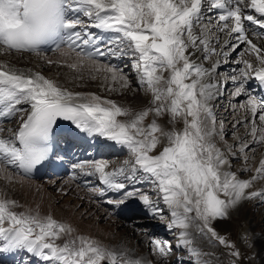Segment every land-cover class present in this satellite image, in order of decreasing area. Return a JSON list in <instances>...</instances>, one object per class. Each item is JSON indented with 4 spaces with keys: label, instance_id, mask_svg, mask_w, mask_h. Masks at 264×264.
Listing matches in <instances>:
<instances>
[{
    "label": "snow or ice",
    "instance_id": "1",
    "mask_svg": "<svg viewBox=\"0 0 264 264\" xmlns=\"http://www.w3.org/2000/svg\"><path fill=\"white\" fill-rule=\"evenodd\" d=\"M214 11L215 20L205 16ZM254 28L260 31L252 35L264 39V0H0V54L44 55L48 64L67 67L81 79L87 72L91 79L110 82L109 91L118 90L116 84L130 88L131 81L121 68L98 57L131 58L139 87L150 95L149 106L137 111L94 93L70 91L40 73L0 63V120L20 121L11 137L0 135V178L22 183L15 172L27 175L50 165L63 167V158L52 145L57 122L67 121L74 128L70 136L100 137L127 149L133 157L125 161L126 167L113 171L102 160L72 162V180L78 174L96 177L104 186L98 195L121 193L117 199H107V204L120 208L135 199L155 217L164 208L135 187L147 183L169 211L167 227L179 230L177 247L186 249L195 264H204V253L195 246L192 229L231 249L230 254L239 259L235 245L212 225L228 219L241 201L264 199V191H247L254 181L264 179V158L252 179H239L226 169L231 167L229 156L235 157L237 151L233 146L221 149L214 141L217 135L224 137L223 127L217 130L211 102L222 86L213 82L214 74L221 62L227 63L230 52L244 45L238 53L242 67L234 70L239 76L231 79L239 81L235 94L248 97L242 107L246 106L251 119L242 126L250 129L251 140L233 133L238 141L235 148L247 165L248 153L256 151L254 145L264 147V96L245 93L250 79L264 88V48L250 38ZM213 29L225 37L222 42L216 38L219 49L211 46ZM98 32L115 35L105 41ZM49 51L58 59H47ZM197 53H204L206 60L217 56L222 61L205 68L193 60ZM245 54L255 57V66ZM165 113L171 130L156 119L145 124L150 114L161 117ZM178 120L183 121L182 130L174 127ZM4 131L0 126V134ZM163 140L167 144L153 155ZM245 171L253 169L246 166ZM18 207L15 200L0 193V254L23 252L43 264H151L126 248H110L91 237L73 235L76 230L71 225L50 214L13 210ZM65 237L64 243H58ZM153 246L167 260L171 242L154 239Z\"/></svg>",
    "mask_w": 264,
    "mask_h": 264
},
{
    "label": "bare ground",
    "instance_id": "2",
    "mask_svg": "<svg viewBox=\"0 0 264 264\" xmlns=\"http://www.w3.org/2000/svg\"><path fill=\"white\" fill-rule=\"evenodd\" d=\"M205 14L207 16H210L212 18V20H215V11L213 13H205ZM85 21H87L86 17H85ZM205 22L208 23L209 21L205 20ZM247 23L248 22H246V27H247ZM91 31L95 32L93 29H91ZM196 31L198 32L199 29L197 28ZM252 31H260V30L255 29V28L250 30L249 36L251 39H253L254 43H256L261 48H264V44H262L264 42V39L256 38L255 36L252 35ZM213 32L215 34L211 37V46L216 47V48L218 47V49H219L221 47V44L216 43V38L219 37L221 42H222L225 38L224 34L216 32L215 29H213ZM98 35H101V34H98ZM12 54H14L16 56H27V57L31 56V57H35V58L38 57L35 54L34 55L17 54V53H12ZM231 54H232V52H231ZM53 55H57V54L54 53L51 56H53ZM229 58H230V56L227 57V63L222 62L220 67H224V69H225L228 65H230V63L228 62ZM47 59H51V60L55 61L58 59V56H53L52 58L47 56ZM111 59L113 60V63H109V64L118 66V68H121L126 75L133 68L132 65H129L130 61H132L131 58L117 59V58L111 57ZM216 59H217V56H213L211 59L206 60V59H204V53H197V55L193 57V60L196 63L202 64V66L205 68H211L212 65L209 66L208 61L216 60ZM237 59H238V57H237ZM248 59L253 62L254 66L256 65L257 62H256L255 57L253 55L249 54ZM36 61H37V64L35 65L34 62H31L27 59H21V58L12 59V58H9L8 56L4 55V54H0V63H6L15 69L25 71V72L40 73V74L44 75L46 78L55 81L58 85L62 86L65 89H68L70 91L81 92V93H94L103 99L113 100L119 105H121V103H122L125 106L126 105L125 102H127L128 105H126V107L131 108L133 110L138 111L140 109H143L142 106L145 104L144 99H143V94L145 93V91L143 90L141 93L135 92L134 86L137 85L135 83V81L137 79L132 80L129 78V76H127L130 81L132 80L131 81V87L127 88V89L120 88V85L116 84L114 87L118 90H114L115 93L114 94L112 93L111 96H118V98H116V97L113 98V97H110L107 95L108 89L110 87H113V85L110 82H105L102 78H97V80H96V81H98L97 86L101 89L100 90L101 92L96 91V89L93 90V88H91V86H87V84H80L76 88L75 87H69V86L65 85L62 78H59L60 77L59 73L61 71L62 66H55L56 63L48 64L46 62L45 56L36 60ZM235 62H237V61H235ZM236 65H238V67H239V65H240L239 62ZM48 69L53 70V75L50 77H47L46 74L44 73L45 70L49 71ZM228 70H230V69H228ZM218 71L213 76V82L218 81L222 85L221 88L219 89L220 94L218 95V97L222 96L224 88H228V90H230V92L234 91V95H232V97H230V99L234 101V98H236V97L238 98L237 99L238 104H235L233 108L234 109H235V107L241 108V109L244 108L246 110V106L242 107V105H244V103L248 97L246 94H241V95L235 94L239 81H234L233 79H231V77L239 76V72L234 74L235 76H232V74L227 72V75L228 76L230 75L228 77V76H226V74L222 73L223 70H222V72H218ZM230 71H231V73H233L232 69ZM167 74H166L165 78L168 77ZM85 76L87 78L89 77L87 72H85ZM90 80H91V78H90ZM92 80H94V79H92ZM91 85H95V83L91 82ZM80 86L83 88H78ZM258 89H261V86L259 85V83L257 81H255L254 79H250L245 86V93H250L251 95L259 96L258 95ZM262 89H264V88H262ZM230 94H232V93H230ZM233 96H235V97H233ZM218 97L211 102L213 112H214L213 106L216 105V101L218 100ZM226 98H228V97H226ZM220 102H221V104L226 103L223 100H221ZM21 107H26V106L22 105ZM214 114H216V113L214 112ZM20 115H22V114H20ZM24 115L26 116L27 113H25ZM216 118H217V116H215V119ZM223 118H224V116H223ZM11 119H13V118H8L6 120H3V122L0 124V126H2L4 129H6L9 126V124H7V123ZM121 119H124V118H121ZM250 119H251V114L248 111H246L244 113V115L238 116V121L241 122L240 124H243V122H245L246 120H250ZM14 121H16V122H14L12 127L10 125L9 130H11V131L13 130L15 132L19 127L20 121L18 118H15ZM236 125H238V123ZM216 127H217V130H219L221 127H223V125L222 124H216ZM223 128H225V127H223ZM230 130H231V128L228 129V131H230ZM11 131L5 130L0 135H2L4 138H9L12 135ZM223 131H225V130L223 129ZM249 131H250V129L244 127V131L241 132V135H239V137L241 139H245L248 136L249 140H251V137L248 134ZM93 140L96 143L95 146H90V147L89 146H87V147L82 146L81 147L82 149H80V150H76V148L73 149V144H70L68 146V149L73 150V152L70 155L71 161L72 162L92 161L95 159V156H96L98 159H100L98 161L102 160V161L107 162L108 160L109 161L111 160L110 162H112V159H111L112 156L110 155L111 153H118V152L121 154L124 153V150L119 145H106V144H104V142L99 141V137H93ZM254 146L256 149H258V147H259V149L261 148L262 152H261V155H260L258 161L254 162L256 165L254 166L253 171L249 174V179H252V177L255 175L254 169L256 167H258L260 160L262 158H264V147H262L260 145H254ZM102 148L107 149L106 152L103 154H101ZM238 153L235 157H237L239 155ZM252 154L253 153H251L249 155V158H250V156L252 157ZM240 157H242V159H243V156L241 154H240ZM107 163H109V162H107ZM240 165L241 164H238V165L234 164L233 166L236 167L234 171L231 170V167L227 168V166H226V169L231 171V172H234L237 175V177L239 178L238 173H239L240 168H237V167ZM231 166H232V164H231ZM247 166H250V165H247ZM9 171L13 172L14 170L10 168ZM15 175L17 176V180L22 178L23 182L22 183L11 182V183L13 185H18L20 187H22L23 185H26L28 187L29 191L27 192V194H25V196L29 200L33 201V203H30L25 208H19L20 212H26L29 210H32V211L38 210L41 215H49L50 214V215H52V217H57L58 221L60 220V217H61V218H63V221H66L69 223H76V224H79V226H81V225L87 226L88 228L94 227L98 232H99V230L102 231L101 226L99 224H97V222H93V223L84 222V221H86V220H84L85 216L87 217V219L93 217V219L96 221V220H100L98 218V214H101L102 215L101 221H102L103 219L108 218L110 215H114L115 216L113 219L114 220V229H117V230H118L119 226L121 227L123 224L126 223L124 221L126 219V215L128 213L132 212L133 210H135L136 208H141L145 214H147L151 217H154L146 210V208L142 205L141 202H139L138 200H135V199L128 200L124 205H121L120 208H115L114 205L107 204L105 202L107 199H109V198L117 199V198H119L121 193L108 191L105 196L98 195L99 189L97 191H93V185L90 184L92 177H86V176L82 175V177L85 179V180H83L82 178H79V175H77V178L75 180H72L71 177H67V178L58 179L55 181H46V180L33 181V180H27L26 178L20 176L18 174V172H15ZM256 182H257V185H256ZM86 186L90 187V188H87ZM128 187L131 188V187H133V185L129 184ZM247 191L248 192L264 191V179H258L256 181H254L252 188L248 189ZM2 192L4 193V195L7 199L17 201L16 196L19 194V191L16 188H12V189L8 190L6 188L2 189L0 187V193H2ZM11 192H13L14 194L13 193L11 194ZM32 193L34 194L35 197H33L31 195ZM59 193H64L65 195H69L66 198V201L71 200V202H74L69 206L68 211L65 209L61 210L60 206H58L57 203H60L62 201L61 195ZM153 200L157 201L159 207H162L163 203L158 201V197L153 198ZM250 202H251V199L243 200L240 202V204L235 209H232V210H234L236 212H242L245 210L246 205ZM82 206H84V208H82ZM164 213L165 212L161 213L160 215L155 216V219L161 220V219L165 218V217H163ZM170 220H171V218H170ZM60 222H61V220H60ZM169 223H170V221L167 223V225ZM117 230H115V231H109V230L102 231L105 234V238L108 241H112V242L103 243L102 241H99V240H97V241L101 242L104 246L110 247V248H115V249L126 248V249L130 250L131 253L135 254L134 250L131 251V249L129 247H127L128 246L127 241L133 239L131 237V235L128 232L119 235ZM165 230H167L170 233H173L177 229H171L170 230L167 227ZM88 233H91V230L88 231ZM86 236L89 237V235H86ZM138 239H144V237L139 236ZM147 239L152 240L153 236L151 234H148ZM137 245L139 246L140 244H137ZM8 256H13L16 258L8 259ZM135 256H137V254H135ZM137 257L144 259V256H142V254H139ZM0 264H43V262L39 261L38 258L29 257L28 254L23 253V252H12V253L5 252V253L0 254ZM105 264H106V262H105Z\"/></svg>",
    "mask_w": 264,
    "mask_h": 264
},
{
    "label": "rangeland",
    "instance_id": "3",
    "mask_svg": "<svg viewBox=\"0 0 264 264\" xmlns=\"http://www.w3.org/2000/svg\"><path fill=\"white\" fill-rule=\"evenodd\" d=\"M205 16L207 15L205 14ZM262 44H264V42ZM244 47H245L244 45H241L240 48H237L235 51L232 52L233 55L230 52L228 54V56H230L229 61H228L230 65L226 67L227 69L226 68L224 69V67H220L218 69L219 70L218 72H222L223 70L222 73L226 74V76H228L227 72H230L232 76H235L234 74L238 73V71L236 72L234 70L236 68L239 69L240 67H242L240 63H239L240 64L239 67L236 64H238V61L240 60V56L238 55V53H240ZM6 56L12 59L14 58L27 59L31 62H34L35 65L37 64L36 60L43 57V56H40V58L39 57L33 58L30 56L29 57L16 56L14 54H7ZM53 56H57V55H53ZM53 56L49 55L48 57L52 58ZM248 57H249V54L244 55L245 59H248ZM218 59L222 61L221 57H217L216 60ZM216 60L208 61V65L213 66ZM129 65H132V61H130ZM55 66H59V65L55 64ZM228 69L230 70L232 69L233 73H231V71ZM48 70L49 71L45 70L44 73L46 74L47 77H50L53 75V70H50V69ZM166 74L167 72H165V76ZM59 76H60L59 78H62L66 86L76 88L80 84H87V86H91L93 90L96 89V91L101 92L100 91L101 89L97 86L98 85V81H96L97 79L90 80L89 77L88 79L85 76V73H84V78L81 79L78 73L73 72L67 67H61ZM127 76H129V78L132 80L137 79V74L133 68L131 69L129 73H127ZM137 80L135 81L137 85L134 86V90L137 93H141L143 89L139 87ZM91 82H94L95 85H91ZM78 88H83V87L80 86ZM225 92L228 93V94L226 93L227 96H225ZM112 93L114 94L115 92L108 90L107 95L113 98L114 97L118 98V96H111ZM232 95H234V91L230 92L228 88H224L222 96L218 97V100L216 101V105L213 106L214 112L216 113L215 116H217L216 124H222L223 127H225L223 128L225 130L223 131L224 138L221 139V137L217 135L214 137V141L221 149H227L228 146H233V150L237 151L238 153V150L235 148V145L238 143V141L234 138L233 133H236L239 136L241 135V132L244 131V127L242 126V124H238V125L236 124L238 121V116L244 115L246 110L244 108L242 109L237 108V107H235V109L233 108L235 104H238V100H237L238 98L237 97L234 98V101H233L230 99ZM143 99H144L145 104L142 107L143 108L148 107L149 106L148 101L150 99V95L144 93ZM221 100L225 101L226 103L221 104L220 102ZM125 104L128 105L127 102H125ZM121 105L124 106L122 103ZM126 105L124 107H126ZM153 119H156L157 122L161 124L166 130H171L173 128V125L169 123L170 117L167 113H165L161 117H154L153 115L150 114L149 117L146 119L145 124H150ZM14 122L16 121H13L11 124H9V126L5 130H9L10 125L12 127ZM183 126H184L183 121L178 120L174 127L176 130H182ZM229 128H231L230 131H228ZM244 140H249V137L247 136ZM225 141L227 143H225ZM166 144H167V141L163 140L162 144L160 145V147H158L156 152L153 153V155L159 154V152L162 151V148ZM261 152H262L261 148L259 149L258 147V149H256L255 152L248 153V155L253 153L252 157L250 156L247 162V165H250V166L245 165V161L244 159H242V157H240V153H238L239 155L237 157L229 156V159L232 164L231 170L232 171L235 170L236 167L233 166L234 164L236 165L241 164L240 166L237 167V168H240L239 173H238L239 179L248 180L249 174L252 171H245V167L247 166L253 169L254 166L256 165L254 162L258 161L261 155ZM118 158H121L122 162ZM118 158L112 159V162H110L111 160L110 161L108 160L107 161L109 162L108 165L109 166L113 165L114 167H116L115 165H118L121 162L122 165L126 166L125 161H131L133 159L131 154L130 156L127 155V157L125 155V156H120ZM256 185H257V182H256ZM135 186L147 192L152 197V199L157 198V194L153 190L151 185L147 183H140V184H136ZM0 187L2 189L6 188L8 190L12 188H16L19 191V194L16 196L17 198L16 202L21 207L14 208L13 210L16 212H20L19 208H25L30 203H33V201L29 200L25 196V194H27V192L29 191L26 185H23L22 187H20L18 185H13L12 183L4 180L3 178H0ZM87 188H90V187H87ZM12 193L13 192H11V194ZM59 194L61 195L62 201L60 203H57L58 206H60L61 210L65 209L68 211L69 206L74 202H71V200L66 201V198L69 195H65L64 193H59ZM31 195L35 197L33 193ZM82 208H84V206H82ZM161 208H164L163 212H165L163 215V217L165 218L161 220L155 219V217H151L145 214L141 208H136L135 210H133L132 212L126 215V219L124 220L126 223L123 224L121 227L119 226L118 230L114 229V220H113L115 217L114 215H110L108 218H105L102 221H101V218H102L101 214H98V218L100 220H96V221L93 219V217L87 219V217L85 216L84 220L86 221L84 222H89V223L97 222V224L101 226L102 231L117 230L119 235L128 232L133 239L127 241L128 242L127 247H129L131 251L134 250L137 256L139 254H142V256H144V260L150 261L151 264H195V258H190V253L186 249L182 247H177V245L179 244V240H178L179 230H175L173 233H170L167 230H165L167 228V223L170 221L171 217L169 216L168 209L164 205H162ZM53 218L58 220L57 217H53ZM60 220L63 223H67L71 225L76 230L75 233H73V235H84V236L89 235V237L95 240L102 241L103 243L112 242V241H108L105 238L104 232L100 231L99 229H98L99 230L98 232L94 227L88 228L87 226H82L81 224H80L81 226H79V224H76V223H69V222L63 221V218L61 217H60ZM212 226L216 229L219 235L223 236L228 242L235 245L236 250L240 252V257L239 259H237L236 257L230 254L232 251L231 249L225 247L224 245H220L218 242L214 240L210 241L208 238L196 232L195 229H192L191 231L193 234V238L195 240V246L202 253H204V255L201 258L204 264H233V261H235V264H264V199H261L260 197L251 199V202L246 205L244 211L236 212L234 210H230L228 219L216 220L213 222ZM90 230H91V233H88V231ZM148 234H151L153 236L152 240L147 239ZM139 236L144 237V239H138ZM65 239H67V237L58 241V243H61V244L64 243ZM154 239H158L160 241H170L171 242L172 251L170 255L167 257V260L160 257L157 254V252L154 250V246H153ZM137 244H140V245L138 246Z\"/></svg>",
    "mask_w": 264,
    "mask_h": 264
}]
</instances>
